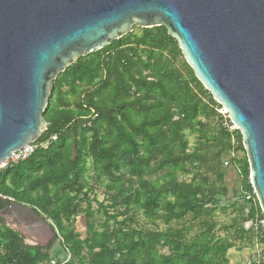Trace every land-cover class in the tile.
<instances>
[{
	"label": "trees",
	"instance_id": "trees-1",
	"mask_svg": "<svg viewBox=\"0 0 264 264\" xmlns=\"http://www.w3.org/2000/svg\"><path fill=\"white\" fill-rule=\"evenodd\" d=\"M141 29L78 58L52 81L37 141L56 140L0 170V210L11 200L30 207L52 239L27 244L0 216V264H48L54 241L68 251L67 264H229L236 240L252 243L249 222L261 210L242 197L251 187L239 131L222 127L221 105L166 28ZM89 161L110 193L108 204L95 201L98 226L84 191ZM232 164L236 201L226 184ZM79 212L85 246L71 226ZM217 212L232 214L227 226L215 222ZM138 213L155 229L134 226Z\"/></svg>",
	"mask_w": 264,
	"mask_h": 264
},
{
	"label": "water",
	"instance_id": "water-1",
	"mask_svg": "<svg viewBox=\"0 0 264 264\" xmlns=\"http://www.w3.org/2000/svg\"><path fill=\"white\" fill-rule=\"evenodd\" d=\"M133 25L165 27L227 112L264 215V0H0V164L46 129L52 81ZM0 216L53 235L28 206L10 201Z\"/></svg>",
	"mask_w": 264,
	"mask_h": 264
},
{
	"label": "rangeland",
	"instance_id": "rangeland-1",
	"mask_svg": "<svg viewBox=\"0 0 264 264\" xmlns=\"http://www.w3.org/2000/svg\"><path fill=\"white\" fill-rule=\"evenodd\" d=\"M142 32V29L138 26L133 25L132 26V34L135 35H140ZM180 62H182V59L180 56L177 57L176 60V64H180ZM180 66V65H179ZM209 99V98H208ZM217 110V109H216ZM190 144L193 143V136H189L188 137ZM235 155L238 156H243L242 152H236ZM223 160H226V157L223 158ZM87 176H88V181L85 185L84 191L87 193L88 198L91 202V208L94 212L95 218H94V222L95 224L98 226L100 222L103 221V217L101 215V212L97 210V205L95 203V201H100L103 204H108L110 202V197L109 194L104 186L103 183H101V181L93 174V170H92V166L90 161L87 163ZM189 176L184 177L185 179H187ZM108 179L107 178H102L103 182H106ZM81 196V195H80ZM235 198V197H234ZM80 206H84V203H81ZM232 214L230 212H226L224 214L221 213H216L215 214V222L218 224V226H227L228 223L230 222V218H231ZM133 224L134 226H137L143 230H151V229H155V227L153 225H151L150 223L146 222L142 215L140 213H138L135 217L132 218ZM83 217H82V213L79 212L72 221V228L74 230V232L79 236L81 242L85 245H87L88 243V239H87V232L85 227L83 226ZM18 228H20V230H22L25 234V242L27 244H39V245H45L46 243H48L49 240L52 239V236L50 235L49 232H47L45 229L40 227V231L39 232V227L38 226H31L30 229L25 227V229L22 228V226H16ZM98 229V228H97ZM45 230V231H44ZM218 230V229H217ZM221 234L224 232L223 230L219 229V231ZM246 242L243 240H236L235 249H231L228 251V256L231 259V263L230 264H244L245 258L247 257V255L250 252V247L246 246ZM49 253L52 254V256L56 259V257H60L63 254L62 249L60 248V246L58 245L57 241H54L52 243V246L49 250ZM78 264V263H75Z\"/></svg>",
	"mask_w": 264,
	"mask_h": 264
},
{
	"label": "built area",
	"instance_id": "built-area-1",
	"mask_svg": "<svg viewBox=\"0 0 264 264\" xmlns=\"http://www.w3.org/2000/svg\"><path fill=\"white\" fill-rule=\"evenodd\" d=\"M218 114L221 117V125L228 132H232L236 129V126L230 121L227 112L223 108L217 109ZM56 135H51L46 138L44 141H33L31 143L26 144L21 149L12 153L9 159H6L3 163L0 164V170L5 168L7 165L14 164L18 161H22L29 157L36 149L40 147H46L50 142H54L56 140ZM233 146L235 145V141L232 140ZM234 156V153H231V157ZM224 166H228V162H224ZM232 167L239 172L238 165L232 164ZM251 189L246 192H242V197L244 200L251 201L255 203L257 201L255 191L251 185V181H248ZM11 200V199H9ZM12 201V200H11ZM258 203V202H257ZM249 228L251 229L254 238L252 243L248 246L250 247V252L245 258L244 264H264V215L256 214L254 218H252L249 222ZM65 257L59 261V264H67L69 261V253L65 250ZM56 260H50L48 264H56Z\"/></svg>",
	"mask_w": 264,
	"mask_h": 264
},
{
	"label": "crops",
	"instance_id": "crops-1",
	"mask_svg": "<svg viewBox=\"0 0 264 264\" xmlns=\"http://www.w3.org/2000/svg\"><path fill=\"white\" fill-rule=\"evenodd\" d=\"M226 184L229 186L230 193L235 197V198L233 197L234 198L233 201L238 200L241 197V195H239L240 191H241L240 190V178H239L238 172L233 167L227 168V171H226ZM5 223L7 224L6 220H5ZM19 226H21V225H19ZM25 227H27V226H22L23 229H25ZM27 228L30 229V227H27ZM18 229L20 231V232L19 231L18 232L21 233L24 236V238H25L24 232L22 230H20V228H18ZM38 229H39V232L41 233L40 228H38ZM232 249H234V248H232ZM228 255L229 254L227 253V257L229 259V264H230L231 263L230 262L231 259L229 258ZM64 257H65V253L63 252V254L60 257H58V256L56 257L57 258L56 259L57 262L62 260Z\"/></svg>",
	"mask_w": 264,
	"mask_h": 264
}]
</instances>
